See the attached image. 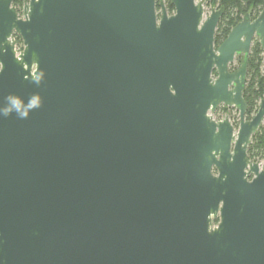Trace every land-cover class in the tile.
<instances>
[{"label":"water","instance_id":"obj_1","mask_svg":"<svg viewBox=\"0 0 264 264\" xmlns=\"http://www.w3.org/2000/svg\"><path fill=\"white\" fill-rule=\"evenodd\" d=\"M12 4L0 0V264H264V162L247 156L264 98L248 121L243 99L264 5L215 47L224 10L205 17L204 0H170L171 15L163 0ZM221 105L237 131L212 118Z\"/></svg>","mask_w":264,"mask_h":264},{"label":"trees","instance_id":"obj_2","mask_svg":"<svg viewBox=\"0 0 264 264\" xmlns=\"http://www.w3.org/2000/svg\"><path fill=\"white\" fill-rule=\"evenodd\" d=\"M28 0H13V6L21 12L23 5ZM210 4L218 5V9L223 8L221 17L214 36V45L217 47L227 37L230 30L243 18L246 13H250L252 18H256L264 5V0H207ZM166 10L171 14L174 10L170 0H163ZM19 44L21 41L18 37ZM264 52L258 43L254 42L248 56L246 83L243 91V98L247 104L248 116L253 115L258 107L259 101L264 98ZM215 75V73H214ZM248 159L254 163L264 162V128L260 129L252 136L251 143L247 148ZM217 222V220H216Z\"/></svg>","mask_w":264,"mask_h":264},{"label":"rangeland","instance_id":"obj_3","mask_svg":"<svg viewBox=\"0 0 264 264\" xmlns=\"http://www.w3.org/2000/svg\"><path fill=\"white\" fill-rule=\"evenodd\" d=\"M217 10L218 9V5L215 4V5H212L210 4L207 0H204V13H205V17H207L212 10ZM239 65V60H235L232 65L230 66V69L234 70L238 67ZM225 116H228L231 123L234 125L235 123L238 122V118H239V115H238V112L236 110H234L233 108L230 109L228 112L226 111H220V110H217V112H215V114L213 115V119L215 120H221L223 119ZM235 126V125H234ZM235 130H237V126H235Z\"/></svg>","mask_w":264,"mask_h":264},{"label":"flooded vegetation","instance_id":"obj_4","mask_svg":"<svg viewBox=\"0 0 264 264\" xmlns=\"http://www.w3.org/2000/svg\"><path fill=\"white\" fill-rule=\"evenodd\" d=\"M165 5V4H164ZM166 8V7H165ZM214 10V9H213ZM218 10V9H217ZM156 11L158 12L159 11V8H156ZM167 11V10H166ZM168 13V12H167ZM171 14H173V12L171 13ZM171 14H169L168 13V15H171ZM223 16V15H222ZM251 17V19L253 20V19H255V18H252V16H250ZM239 60V65H240V62H241V59H242V57L241 56H239V57H235V59H234V61L235 60ZM232 65V64H231ZM230 65V66H231ZM239 65H238V67H239ZM230 66H229V72H233L234 70H236V69H230ZM215 73V72H214ZM214 73H213V75H214ZM214 76H216V73H215V75ZM245 83H246V80H245ZM244 99V98H243ZM245 101V100H244ZM246 103V102H245ZM247 105V104H246ZM230 109H232V108H229V107H225V106H223V105H221V106H219L217 109H216V111L215 112H217V110H220V111H226V112H228ZM234 109V108H233ZM234 110H236V109H234ZM237 111V110H236ZM257 111V110H256ZM215 112L213 113V114H211V116H212V118H213V115L215 114ZM238 112V111H237ZM246 112H247V110H246ZM256 113V112H255ZM255 113L253 114V115H251V116H248L247 114H245V118H244V120H246V121H248V120H251L252 118H253V116L255 115ZM238 115H239V112H238ZM224 118H227L228 119V121L230 122V124L233 126V128L235 129V126H237V129H238V127H239V123H240V117L238 118V122L237 123H235L234 125L231 123V121H230V119H229V117L228 116H225ZM223 118V119H224ZM223 119H221V120H223ZM215 120V119H214ZM215 121H220V120H215ZM262 128H264V124L262 123L261 125H260V127H259V129H258V131L260 130V129H262ZM235 131H237V130H235ZM257 131V132H258ZM256 132V133H257ZM255 133V134H256ZM254 134V135H255ZM252 139V138H251ZM252 162V161H251Z\"/></svg>","mask_w":264,"mask_h":264},{"label":"clouds","instance_id":"obj_5","mask_svg":"<svg viewBox=\"0 0 264 264\" xmlns=\"http://www.w3.org/2000/svg\"><path fill=\"white\" fill-rule=\"evenodd\" d=\"M12 105L14 106V108L17 110L18 115L20 116V118L24 119L27 117V111H21V105L20 102L16 99L12 100ZM38 105V98H32V100L30 101V104L28 105V108H32ZM12 108H4L2 111H0V114L4 115V116H8L11 114Z\"/></svg>","mask_w":264,"mask_h":264}]
</instances>
